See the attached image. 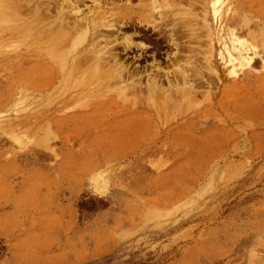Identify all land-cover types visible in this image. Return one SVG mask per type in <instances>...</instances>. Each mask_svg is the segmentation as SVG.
<instances>
[{
  "label": "rangeland",
  "instance_id": "374dc122",
  "mask_svg": "<svg viewBox=\"0 0 264 264\" xmlns=\"http://www.w3.org/2000/svg\"><path fill=\"white\" fill-rule=\"evenodd\" d=\"M49 1L0 0V264H264V0Z\"/></svg>",
  "mask_w": 264,
  "mask_h": 264
},
{
  "label": "bare ground",
  "instance_id": "6f19581e",
  "mask_svg": "<svg viewBox=\"0 0 264 264\" xmlns=\"http://www.w3.org/2000/svg\"><path fill=\"white\" fill-rule=\"evenodd\" d=\"M13 1L16 3L17 0H16V1L13 0ZM22 1H23V0H22ZM50 1H51V0H50ZM50 1H49V2H50ZM80 1H81V0H73V1H72L73 4H72V3L70 4V8H71V11H70V12H68V11H64V9L62 10V9L60 8V10L57 11V14L54 16V17H56V18H55V19H56L55 21H57V22L60 21V22L62 23V25H63L64 23L69 22V20H68V21H66V20L69 19V18H71V17H70V13H71L72 11H73L74 13H78V12L80 11V6H79V5H80ZM158 1H159V0H158ZM51 3H52V2H51ZM69 3H70V2H69ZM18 4H19V3H18ZM20 5H21V4H20ZM51 6H52V5H51ZM12 9L14 10L13 7H12ZM29 9H30V8H29ZM50 9H51V8H50ZM19 11H20V10H19ZM9 12H10V11H9ZM48 12H49V11H48ZM48 12H47V14H48ZM55 12H56V11H55ZM17 13H18V12H17ZM12 14H14V13H12ZM114 14H115V13H114ZM146 14H147V13H146ZM13 17H17V15H16V16L14 15ZM72 17H73V16H72ZM149 17H150V16H149ZM35 18H36V17H35ZM141 18H142V17H141ZM146 18H148V17H146ZM17 19H19V18H17ZM20 19H21V18H20ZM52 19H53V17H52ZM129 19H131V17H125V16L122 17V20H126V21H127V20H129ZM149 19H150V18H149ZM43 20H44V17L41 18V20H40V18H39V20L37 19L38 22H39V21H43ZM46 20H49V19H46ZM53 20H54V19H53ZM72 20H73V19H72ZM74 20H75V19H74ZM81 20L85 21V20H86V17H84V18L81 19ZM87 20H88V19H87ZM115 20H116V19H115ZM26 21H27V20H26ZM116 21H117V20H116ZM118 21H119V19H118ZM130 21H131V20H130ZM135 21H136V20H135ZM131 22H132V21H131ZM131 22H130V23H131ZM41 23H42V22H41ZM55 23H56V22H55ZM75 23H76V24H79V26H77V25L75 26V29H76V27H77V29H80L81 26L83 25V22H82V23H80V22L77 23V22L75 21ZM133 23H134V22H133ZM53 24H54V22H53ZM56 24H59V23H56ZM68 24H69L70 26L72 25L71 27H73L74 22L72 21V24H71V23H67V25H68ZM133 25H134V24H133ZM135 25H136V24H135ZM54 26H55V24H54ZM89 26H90V25H89V22H87L86 25H85L83 28L86 27V29L89 31V30L91 29V28H89ZM68 27H69V26H68ZM51 29H53V28H51ZM83 30H84V29H83ZM87 30H86V32H85L83 35H80V37L77 39V41H78L77 44H81V43H83L84 41L87 40V38H88V37H87V36H88V34H87V33H88ZM92 30H94V29H92ZM95 31H98V29L95 30ZM50 32H51V34H52L51 36H52V38H53L54 40H55L54 37H57V38H58V37H60V34L62 33V32H60V33H59V32L56 33L57 31H56V32H53V31H51V30H50ZM64 33H65V32H64ZM94 33H95V32H94ZM64 37H65V36H64ZM68 37H69V36H68ZM68 37H67V38H68ZM162 37H164V35H163ZM57 38H56V39H57ZM65 38H66V37H65ZM65 38L60 39L59 41H57V42H53V43H52V48H53L54 51H59V49H63V48H65V47H67L68 44H71V43H70V38H68V39H67V38L65 39ZM53 39H52V41H54ZM91 40H92V39H91ZM52 41H51V42H52ZM93 42H94V41H93ZM93 42H92V44H94ZM92 44H91V45H92ZM91 45H90V46H91ZM73 48H74V46H73ZM100 49H101V48H100ZM98 50H99V49H98ZM122 51H123V50H122ZM94 53H96V52H94ZM101 54H102V53H101ZM95 55H97V54H95ZM60 58H61L62 60H65V57H64L63 55H61ZM104 58H105V57L101 58V57L99 56V57H98V60L100 59L99 61H101V59H103V61H104ZM95 59H96V58H95ZM95 59H94V60H95ZM103 61H102V62H103ZM102 62H99V63H102ZM96 63H98V62H96ZM81 65H82V64H81ZM107 65H108V64H107ZM107 65H106V66H107ZM93 67H94V66H93ZM79 70H80V69H79ZM81 70H82V69H81ZM83 70H84V69H83ZM102 70H103V69H102ZM95 71H96V70H95ZM77 72H78V71H77ZM81 72H82V71H81ZM113 73H114V72H113ZM89 74L91 75L90 77H92V75L94 74V72H90ZM95 77H96V76H95ZM93 79H94V78H93ZM187 81H188V80H187ZM106 83H107V82H106ZM105 85H106V84H105ZM158 88H159V87H158ZM157 90H158V89H157Z\"/></svg>",
  "mask_w": 264,
  "mask_h": 264
}]
</instances>
